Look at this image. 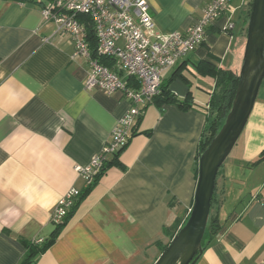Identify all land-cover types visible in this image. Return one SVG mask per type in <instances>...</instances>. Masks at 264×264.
<instances>
[{
	"label": "crops",
	"instance_id": "obj_1",
	"mask_svg": "<svg viewBox=\"0 0 264 264\" xmlns=\"http://www.w3.org/2000/svg\"><path fill=\"white\" fill-rule=\"evenodd\" d=\"M42 3L45 0H41ZM207 0H148L162 33L184 31ZM249 0H230L203 42L167 69L162 82L190 107L150 102L112 165L49 248L33 264H153L182 222L196 184L197 143L213 77L206 62L238 73ZM41 4L0 0V264H17L21 241L45 239L51 212L109 140L130 102L120 91L87 90V61L69 34L45 21ZM230 21L233 26L227 27ZM149 132V134H147ZM264 78L245 127L220 166L214 212L220 230L194 264H264Z\"/></svg>",
	"mask_w": 264,
	"mask_h": 264
},
{
	"label": "built area",
	"instance_id": "obj_2",
	"mask_svg": "<svg viewBox=\"0 0 264 264\" xmlns=\"http://www.w3.org/2000/svg\"><path fill=\"white\" fill-rule=\"evenodd\" d=\"M229 2L207 0L201 16L184 31L167 33L156 29L148 0H51L41 7L45 21H53L57 30L69 34L72 55L87 61L84 88L106 93L120 91L130 102L98 154L86 166L75 168L85 186L93 181L103 162L127 144L144 106L158 94L165 71L203 42L207 27L225 13ZM79 14L86 15L88 20H79ZM88 24L96 38L97 54L111 58V67L90 56L86 41ZM232 26L228 21L227 27ZM79 192L72 187L58 200L51 212V223L61 222ZM259 200L264 202L263 198Z\"/></svg>",
	"mask_w": 264,
	"mask_h": 264
},
{
	"label": "water",
	"instance_id": "obj_3",
	"mask_svg": "<svg viewBox=\"0 0 264 264\" xmlns=\"http://www.w3.org/2000/svg\"><path fill=\"white\" fill-rule=\"evenodd\" d=\"M264 78V0H252L246 39L231 107L197 161L193 202L184 223L153 264H194L203 251L201 240L220 166L242 133Z\"/></svg>",
	"mask_w": 264,
	"mask_h": 264
},
{
	"label": "trees",
	"instance_id": "obj_4",
	"mask_svg": "<svg viewBox=\"0 0 264 264\" xmlns=\"http://www.w3.org/2000/svg\"><path fill=\"white\" fill-rule=\"evenodd\" d=\"M18 1H32V0H18ZM51 0H45L44 3L41 0H36V3H40L41 7L45 6L46 2H50ZM252 0L248 2V10L246 16L244 18V29H246V24L248 20V16L251 9ZM78 19L81 21L88 20L86 15L79 14L77 15ZM86 41L88 45V49L90 52V56L96 59L99 63L109 66H112V59L106 56H102L97 54L96 52V38L94 36L92 27L90 24L86 27ZM197 69L201 74L209 75L213 77L215 81L214 90L211 92L210 97L206 106V116L205 123L203 125L198 143H197V151H196V166H195V177L197 176V161L201 152L206 148L212 137L216 134V132L221 127L225 115L231 107L232 100L235 95V90L238 82V73L233 72L230 69L216 68L209 63L200 62L197 65ZM170 79L166 82L160 83L159 92L156 94L152 100L155 103L161 102H169L174 103L180 108L187 109L190 107L189 99L187 98H178L176 97L170 90L168 89V84ZM138 122V120H137ZM136 122V123H137ZM136 125V124H135ZM134 132H132L133 134ZM149 134V132H147ZM120 151V150H119ZM118 152L114 153L112 156L108 157L102 164L100 170L95 174L93 181L85 186L82 190H80L79 194L74 198L72 205L67 209L65 215L62 217L61 222L59 223H51L53 228L48 235L47 238L42 239L40 242L34 241H21L25 247V253L22 260L17 264H33V259L40 253L45 252L49 246L56 240L59 234L62 232L64 227L67 225L69 220L72 218L77 208L79 207L81 201L88 194V192L93 188L97 180L103 175L107 168L112 165H119L117 160ZM264 160V148L257 154V156L250 162V166H254L259 162ZM215 189L211 199L210 213L208 217V221L203 233V237L201 240V247L204 249L218 234L220 230V224L218 222L217 213L212 210L213 204L215 202ZM213 211V212H212ZM188 215V214H187ZM187 218V216H186ZM186 218L180 222L176 220L171 226H167L163 228V232L171 238L179 229V227L184 223ZM167 244L161 246V250L163 251L166 248ZM200 255V254H199Z\"/></svg>",
	"mask_w": 264,
	"mask_h": 264
},
{
	"label": "rangeland",
	"instance_id": "obj_5",
	"mask_svg": "<svg viewBox=\"0 0 264 264\" xmlns=\"http://www.w3.org/2000/svg\"><path fill=\"white\" fill-rule=\"evenodd\" d=\"M246 25H247V24H246ZM245 32H246V31H245ZM213 211H214V209H213ZM213 211H212V212H213Z\"/></svg>",
	"mask_w": 264,
	"mask_h": 264
}]
</instances>
